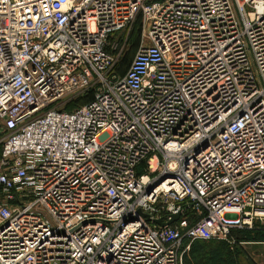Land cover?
Returning <instances> with one entry per match:
<instances>
[{
  "label": "built area",
  "instance_id": "1",
  "mask_svg": "<svg viewBox=\"0 0 264 264\" xmlns=\"http://www.w3.org/2000/svg\"><path fill=\"white\" fill-rule=\"evenodd\" d=\"M261 225L264 0H0V264H183Z\"/></svg>",
  "mask_w": 264,
  "mask_h": 264
},
{
  "label": "rangeland",
  "instance_id": "2",
  "mask_svg": "<svg viewBox=\"0 0 264 264\" xmlns=\"http://www.w3.org/2000/svg\"><path fill=\"white\" fill-rule=\"evenodd\" d=\"M143 36L139 18L131 28L113 36L116 46L112 52L118 55L117 70L121 76L129 67L139 45L146 43ZM233 239V243L198 242V246L215 264H264V225L255 229L235 230Z\"/></svg>",
  "mask_w": 264,
  "mask_h": 264
},
{
  "label": "trees",
  "instance_id": "3",
  "mask_svg": "<svg viewBox=\"0 0 264 264\" xmlns=\"http://www.w3.org/2000/svg\"><path fill=\"white\" fill-rule=\"evenodd\" d=\"M91 98V93L76 98L72 101L70 105L66 108L70 110L73 106L81 105L86 103ZM198 242H221L225 243V241H202L197 240L194 241L189 248V251L184 255L183 264H215L214 261L207 259L206 254L204 251H201L200 247L198 246Z\"/></svg>",
  "mask_w": 264,
  "mask_h": 264
},
{
  "label": "water",
  "instance_id": "4",
  "mask_svg": "<svg viewBox=\"0 0 264 264\" xmlns=\"http://www.w3.org/2000/svg\"><path fill=\"white\" fill-rule=\"evenodd\" d=\"M205 146H206V143H204V144L202 145V148H204ZM162 178H163V177H161L158 181H156V183L159 182ZM151 188H152V187H149V188H148V192H150ZM177 217H178V214H177V215H174L173 218H172V220L169 221L168 223H170V222H172L173 220L177 219ZM161 224L163 225L164 223H161Z\"/></svg>",
  "mask_w": 264,
  "mask_h": 264
},
{
  "label": "bare ground",
  "instance_id": "5",
  "mask_svg": "<svg viewBox=\"0 0 264 264\" xmlns=\"http://www.w3.org/2000/svg\"><path fill=\"white\" fill-rule=\"evenodd\" d=\"M146 42H147V39H146Z\"/></svg>",
  "mask_w": 264,
  "mask_h": 264
}]
</instances>
